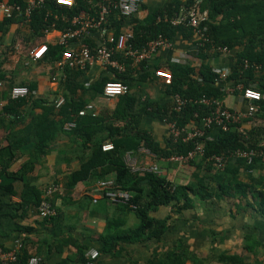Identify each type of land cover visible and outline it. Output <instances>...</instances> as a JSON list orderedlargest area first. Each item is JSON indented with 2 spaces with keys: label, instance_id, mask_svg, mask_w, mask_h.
I'll return each mask as SVG.
<instances>
[{
  "label": "trees",
  "instance_id": "obj_1",
  "mask_svg": "<svg viewBox=\"0 0 264 264\" xmlns=\"http://www.w3.org/2000/svg\"><path fill=\"white\" fill-rule=\"evenodd\" d=\"M20 3L24 4L22 1ZM101 3V0H74L71 5H65L56 3L54 0H47L44 7L32 12L29 21H26L24 16L3 17L0 19V45L1 37L13 22L27 23L30 34L27 38H23L26 42L30 36L33 39L42 38L50 29L66 31L74 28L72 23L74 16L81 11L97 15ZM194 6L200 11H207L208 18L203 23L207 27L205 32L208 41H201L192 27L185 24L174 25L170 22V19L181 10L186 11ZM107 20L109 21L107 25L113 30L115 36L120 33L122 26L128 20V29L133 33L131 43L134 46L144 45L159 34L170 42H173L178 32L187 38L195 34L197 57L202 62L197 67L190 63H167L166 69L171 73V79L162 82L163 95L169 98L164 103L142 98L141 92L127 90L126 93L117 97L111 112L100 115L86 113L82 116L77 115L78 111L88 103L84 104L75 100L74 95L77 89H83L78 80L83 70L66 68L64 70L66 78L62 84L64 102L57 107L59 116L53 119L46 111H43L30 118L36 131L33 159L26 161L13 171L10 168L14 161L15 146L13 147L10 143L0 148V237L15 234L25 236L33 230L31 226L23 225L21 221L30 207L36 209L47 188L53 184L42 189L37 188L28 181L26 174L32 171L37 159L47 152L49 144L59 132L67 131L63 129V124L71 119L76 120V126L68 130L67 134L72 139H78L83 155L79 168L67 174L65 187L70 190L81 180L95 179L96 182L104 180L109 173H112V185L107 188L102 187L103 192L106 189L129 192L131 202L136 205L135 208L127 204H114L133 211L139 219L136 226L121 233L119 236L121 240L132 241L141 237L159 238L167 229V217H155L152 213L160 206H171L172 212H181L183 209L193 207L197 201L207 203L215 199L211 202L228 204L227 202L232 201V198H238L245 201L244 209L248 208L264 217V175L252 173L254 170L264 169V0H167L142 19L123 17L119 15L117 9H113ZM84 41L92 47L95 45L90 39H84ZM16 45L17 43L12 45L13 49L16 47V51L22 54L20 46ZM213 46H226L229 50L241 47L234 56L230 71L226 72V80H219L221 72L216 71L206 62L211 55L220 53L214 50ZM33 47L32 45L30 48ZM30 48L27 49L28 53L23 52L24 55H29ZM63 49L64 46L48 43L47 51L42 59L56 63ZM4 53V48L0 46V66L3 63ZM255 65H258V68ZM114 72L112 78L106 77L96 82L95 87L101 94L107 80H119L130 88L131 83L136 82L133 73L138 74L137 81L147 77H157L154 71L144 68V62L137 67L129 60L126 61V70L123 73ZM4 79L5 74L0 70V81ZM230 82L232 85L241 83L244 87H254L262 92L260 110L246 117L247 120L260 117L262 122L246 130L242 128L241 122L229 124L225 131L215 125L204 127V120L213 113V108L211 105L199 102V99L222 98L226 95L225 88ZM14 85L23 84H11L10 89ZM10 89L9 93L7 92V102L3 106L4 113L13 115L9 118L10 124L7 129L21 124L22 108L31 101L30 94L21 98H12ZM28 89L31 90V87ZM175 94L186 99V103L179 110L172 108ZM34 101L32 99L33 103ZM144 115L163 121H175L179 126L190 124L204 128L205 134L199 138L204 149L203 155L188 162L189 165L200 169L201 175L196 173L189 182L177 183L169 180L161 171L159 173L133 172L129 169L124 159L128 151L134 152L141 147L146 148L155 155L154 162L157 164L159 161H165L161 158L186 154L194 146L192 140L187 142L181 139L174 140L168 131L165 145L162 146L145 128L140 127ZM106 140L112 144L109 150L102 149V144ZM236 149H255L262 151V155L256 156L253 162L248 164L241 157L231 156ZM212 155H220L224 158L222 168L216 167L214 160L210 158ZM241 167L248 177L247 181L238 177ZM158 168L161 169L160 164ZM18 179L24 182L20 193L14 187ZM17 193L20 197L19 201L13 200V196ZM57 215L56 211L54 216L43 219L51 221ZM252 240L251 236H245V247L251 252L257 244L255 241L251 244ZM21 242L16 260L10 264H27V258L31 253L27 251L25 240L22 239ZM116 242L113 235H107L106 245L101 248V251L110 252ZM87 250L85 246L76 244L75 253L68 255L67 259L76 260L82 264L86 261ZM185 252L186 249L183 248L182 253L185 254ZM181 255V251L173 252L170 256H173L174 260L171 263L182 264L186 258H190L194 263H205L192 253H189L188 257ZM216 259L231 264H257L246 262L237 254L228 255L224 252L216 255ZM40 264H43V261ZM61 264L68 263L64 261Z\"/></svg>",
  "mask_w": 264,
  "mask_h": 264
},
{
  "label": "crops",
  "instance_id": "obj_2",
  "mask_svg": "<svg viewBox=\"0 0 264 264\" xmlns=\"http://www.w3.org/2000/svg\"><path fill=\"white\" fill-rule=\"evenodd\" d=\"M166 1L144 0L131 17L142 19ZM79 14L90 15L85 11ZM2 18L0 13V19ZM126 21L121 30L128 28V20ZM108 23L107 20L106 30L113 33ZM60 32L58 29H50L42 38L33 39L30 36L25 42L23 38H27L30 34L27 23L13 22L1 37L0 46L4 48L5 53L2 56L3 63L0 70L5 74V79L0 81V148L10 143L13 147L15 146L14 161L10 168L13 171L21 164L33 159L36 131L30 121L31 116L46 111L50 117L56 119L59 116V110L54 103L59 96L64 97L62 92L64 81L61 80L62 71L57 66V61L52 63L42 58L32 60L24 53L32 45L37 46L39 43L56 44ZM100 35L99 30L89 29L85 30L81 39H90L96 43ZM196 38L195 34L187 38L178 32L169 47L159 49L144 61V68L151 71L158 68L166 69L168 62L190 63L196 67L199 66L202 61L197 57ZM73 42H78V39ZM14 43L20 46L22 54L16 51V47L13 49ZM240 50L241 47H238L226 54L211 55L205 61L218 72H229L234 56ZM139 64H134V66L139 67ZM114 74L113 70L99 62H94L78 76L83 89H77L74 98L84 104H92L93 109L87 113L100 115L111 112L115 107L117 97L106 98L95 87L96 82L106 77L112 78ZM132 75L136 82L131 83L130 88L127 87L128 91L141 92L142 98L154 99L159 103H164L169 99L163 95L162 82L164 80L162 78L153 76L137 81L138 74L133 73ZM52 76L56 79L53 80ZM11 84L31 87L28 93L31 95V101L22 108L21 124L7 129L10 124L9 118L13 115L4 113L3 106L7 102V92L9 93ZM32 99L35 100L34 103ZM219 100L225 107L242 114L248 105V100L243 98L241 92L226 93ZM239 122L246 130L252 125L260 124L262 119L257 117L247 120L246 117H242ZM140 127L145 128L155 141L162 146L165 145L168 127L163 120L144 115ZM67 133L68 131L59 132L49 144L47 152L37 159L32 171L26 174L28 181L37 188L42 189L53 184L50 198L57 211V217L51 221L44 220L38 216L35 208L30 207L21 223L31 226L33 230L25 236L15 234L0 237V244L3 248L13 246L17 239H24L27 251L41 256L43 264H61L64 261L68 264H79L76 260L67 259L68 255L75 253L76 244L99 251V256L93 264H174L171 263L174 257L170 255L177 251H181V256L186 255L185 257L192 253L196 258L204 260L203 264H231L216 259V255L222 252L228 255L237 254L246 262L264 264V217L253 210L244 209L245 201L238 198H232V201L227 202L228 204L211 202L215 199L207 203L197 201L193 207L183 209L181 212H172L171 206H160L152 213L155 217H167V229L159 238L141 237L132 241L121 240L119 236L123 231L139 223L133 211H128L105 199L102 186L95 179L78 181L73 188L66 189L67 174L79 168L83 155L78 139L70 138ZM105 143L110 142L106 140ZM139 152V150L134 151L132 155L148 162ZM158 163L161 165V173L177 183H187L192 180L193 175L201 171L188 163L187 165L168 161ZM252 173L264 175V169L254 170ZM112 176V173H109L104 180H112ZM238 177L243 181L248 180L242 167L239 169ZM23 183L20 179L14 183L18 193ZM18 193L13 196V200H20ZM107 235H113L117 240L110 252L101 251V248L106 245ZM247 235L253 238L251 244L254 243L253 241L257 243L253 252L245 247L244 239ZM183 248L186 249L185 254L182 253ZM182 264L198 263L186 258Z\"/></svg>",
  "mask_w": 264,
  "mask_h": 264
},
{
  "label": "built area",
  "instance_id": "obj_3",
  "mask_svg": "<svg viewBox=\"0 0 264 264\" xmlns=\"http://www.w3.org/2000/svg\"><path fill=\"white\" fill-rule=\"evenodd\" d=\"M22 1L24 4L20 3ZM47 0H0V13L3 17L24 16L26 21H29L32 12L37 8L45 6ZM56 3L71 5L74 0H54ZM102 3L97 12V15L78 14L72 18L74 28L66 31H61L56 41L57 45L64 46L61 52L59 60H57V66L62 71L61 80H65L66 74L64 70L69 69H81L85 70L91 66L94 62H99L103 66L123 73L126 70V61H132L134 64H138L146 61L159 49L169 47L171 42L161 34L149 40L146 44L141 46H134L131 43L133 39V33L130 29L125 28L115 36L111 32L106 30V22L109 14L113 9H117L119 15L123 17H131L144 2V0H101ZM57 16V15H55ZM208 14L206 10L200 11L196 6L188 8L186 11L181 10L170 22L174 25L185 24L192 27L194 33L201 39V41H208L206 35V22ZM53 25V24H52ZM97 29L101 32L100 38L92 47L85 42L81 37L85 30ZM78 39V42L73 40ZM200 44V43H199ZM213 49L220 53H228L230 50L226 46H213ZM47 51V45L45 43L34 46L30 52L29 57L32 60L40 59ZM247 65V62H245ZM258 68V65H255ZM156 76L163 80L171 79V73L162 68L154 70ZM227 73L221 72L219 80H226ZM55 80V76H52ZM229 84V85H228ZM227 84L225 88L226 93H232L235 90H239L243 98L248 100L246 111L242 114L237 111H233L224 106V104L217 98L202 97L199 102L211 105L213 113L207 116L204 120V127H211L215 125L217 128L225 131L228 129L229 124L239 122L242 117H247L260 110V101L263 98V94L259 89L254 87H244L241 83L232 85L231 82ZM127 92V87L119 80H107L102 89V95L106 98H115ZM29 89L26 85H14L10 89V96L12 98H21L27 96ZM64 102V97L59 96L54 105L60 107ZM186 103V99L182 98L178 94L173 96L172 108L179 110ZM264 106V103H263ZM93 106L88 103L78 111V116L85 115L88 111H91ZM168 133L174 140L181 139L182 141H194V146L186 154L170 155L165 158H161L165 161L177 162L179 164L188 163L189 160L194 159L197 156L203 155V145L199 141V138L205 134L204 128L196 125L186 124L179 126L175 121H166ZM76 126V120L71 119L63 124L64 130H71ZM112 148L111 143L102 144L103 150H109ZM139 154L151 157L155 160V155L146 148H139ZM262 155V151L255 149H236L231 153V156L241 157L246 163L250 164L256 156ZM214 160L218 169L223 167L224 158L220 155H212L210 157ZM125 163L129 169L133 172H156L160 170L155 162H139L136 155H132L131 151L125 154ZM97 183L107 188L112 185V180H98ZM53 186L47 188L42 196L41 201L36 207L37 214L41 218H49L56 214L55 208L50 201L51 192ZM104 197L112 203L127 204L129 207L135 208L131 202V194L126 191L106 189ZM21 240L14 241L13 246L9 248L0 247V264H10L16 260L17 252L21 247ZM99 255V251L95 248H90L86 251V261L82 264H93ZM42 257L37 254H30L27 258V264H40Z\"/></svg>",
  "mask_w": 264,
  "mask_h": 264
},
{
  "label": "rangeland",
  "instance_id": "obj_4",
  "mask_svg": "<svg viewBox=\"0 0 264 264\" xmlns=\"http://www.w3.org/2000/svg\"><path fill=\"white\" fill-rule=\"evenodd\" d=\"M143 156V158H145V160H148V162H154L155 160L154 159H151V157H148V156H144V155H142ZM140 160H142V159H140V158H138V161H140ZM158 164V166H159V163H157ZM185 165H187V163H184ZM182 165V164H181ZM186 168H187V166H186ZM99 256V255H98Z\"/></svg>",
  "mask_w": 264,
  "mask_h": 264
}]
</instances>
